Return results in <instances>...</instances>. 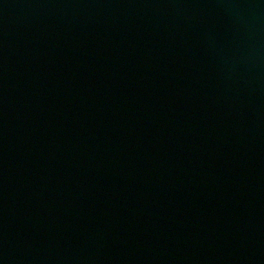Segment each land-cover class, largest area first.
Returning <instances> with one entry per match:
<instances>
[{
  "label": "water",
  "instance_id": "water-1",
  "mask_svg": "<svg viewBox=\"0 0 264 264\" xmlns=\"http://www.w3.org/2000/svg\"><path fill=\"white\" fill-rule=\"evenodd\" d=\"M0 264H264V0H0Z\"/></svg>",
  "mask_w": 264,
  "mask_h": 264
}]
</instances>
